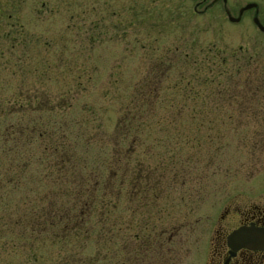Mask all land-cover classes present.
Wrapping results in <instances>:
<instances>
[{"label": "rangeland", "instance_id": "obj_1", "mask_svg": "<svg viewBox=\"0 0 264 264\" xmlns=\"http://www.w3.org/2000/svg\"><path fill=\"white\" fill-rule=\"evenodd\" d=\"M197 1L0 0V264H205L264 207V0Z\"/></svg>", "mask_w": 264, "mask_h": 264}, {"label": "flooded vegetation", "instance_id": "obj_2", "mask_svg": "<svg viewBox=\"0 0 264 264\" xmlns=\"http://www.w3.org/2000/svg\"><path fill=\"white\" fill-rule=\"evenodd\" d=\"M205 0H199L197 1L193 6V11L195 13H198V6ZM223 2H225L223 0ZM254 2V1H252ZM257 3V2H255ZM248 10H254V14H259L258 10V3L256 7H252ZM259 17V16H258ZM262 22V21H261ZM22 131V129H21ZM190 201H197V195L194 197V199H190ZM235 207V206H232ZM228 208V206L225 209V215H222L223 218L229 215V213H232L234 215V222L235 226L229 230L225 236L221 239V242L219 244L212 245L211 251L206 259L205 264H264V251L262 250H252L248 248H240L238 250H231L227 244V236L228 234L242 226V225H255V226H264V207L259 205H253V206H247L244 209L240 210H233V208ZM231 209V211H229ZM218 243V241H217ZM168 258H164L163 264H170L168 262Z\"/></svg>", "mask_w": 264, "mask_h": 264}, {"label": "trees", "instance_id": "obj_3", "mask_svg": "<svg viewBox=\"0 0 264 264\" xmlns=\"http://www.w3.org/2000/svg\"><path fill=\"white\" fill-rule=\"evenodd\" d=\"M56 196L60 195L57 194ZM68 197H71V200L69 202L70 207H68L67 209L64 208V205L62 203H58V209L55 212L51 213L49 217L47 211L40 212V215L43 217L44 220V222L41 223H43V225L48 229L53 226L57 227V225H63V233L60 231L54 232L53 235L55 237L63 236L66 232V229H70L74 226V228H78V226L81 225L83 222L87 221V219H91V215H89L91 209L87 210L88 207L94 204L93 197L91 195H87V198L84 202H81L79 195L73 196L69 194ZM77 206H79V210L76 209ZM99 215L101 216L102 214Z\"/></svg>", "mask_w": 264, "mask_h": 264}, {"label": "water", "instance_id": "obj_4", "mask_svg": "<svg viewBox=\"0 0 264 264\" xmlns=\"http://www.w3.org/2000/svg\"><path fill=\"white\" fill-rule=\"evenodd\" d=\"M256 6L255 2L246 3L239 9L237 16H233L227 11L228 19L239 21L245 10ZM253 22L260 31L264 32V24L260 21L257 13L253 16ZM227 244L234 251L240 248L264 251V226L242 225L228 234Z\"/></svg>", "mask_w": 264, "mask_h": 264}]
</instances>
